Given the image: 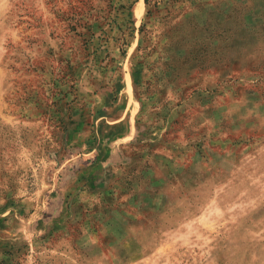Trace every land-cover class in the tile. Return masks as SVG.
<instances>
[{
  "label": "rangeland",
  "instance_id": "obj_1",
  "mask_svg": "<svg viewBox=\"0 0 264 264\" xmlns=\"http://www.w3.org/2000/svg\"><path fill=\"white\" fill-rule=\"evenodd\" d=\"M0 264H264V0H0Z\"/></svg>",
  "mask_w": 264,
  "mask_h": 264
}]
</instances>
